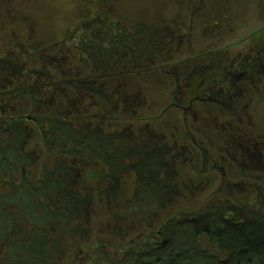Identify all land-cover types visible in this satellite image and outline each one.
<instances>
[{
  "label": "flooded vegetation",
  "instance_id": "obj_1",
  "mask_svg": "<svg viewBox=\"0 0 264 264\" xmlns=\"http://www.w3.org/2000/svg\"><path fill=\"white\" fill-rule=\"evenodd\" d=\"M177 1L45 41L0 0V213L29 198L59 264L102 206L87 264H264V19Z\"/></svg>",
  "mask_w": 264,
  "mask_h": 264
},
{
  "label": "rangeland",
  "instance_id": "obj_2",
  "mask_svg": "<svg viewBox=\"0 0 264 264\" xmlns=\"http://www.w3.org/2000/svg\"><path fill=\"white\" fill-rule=\"evenodd\" d=\"M178 2L177 0H12V15L20 14L29 18L35 22L37 33L43 40H59L64 35L71 31L74 26L75 21L80 19L89 18L95 16L98 13L112 14L117 17H122L128 20L143 19L149 20L156 16V12L165 7L164 11L161 12L162 16L172 14V4ZM235 5L244 6L240 8V16L243 11L247 10V15H244L245 20L252 17L254 11H260L259 18L264 19V0H235ZM171 6V7H170ZM17 13H16V12ZM237 13V11H236ZM238 14V13H237ZM41 28V29H40ZM25 202L17 200L14 202V208L12 207V194L9 198L4 200V206L0 213V260L4 259V262L0 264H18L22 258L21 254L26 257L25 264H59L60 254L55 252V245L51 246L49 244L42 245V248L38 244L42 230L45 227L43 223H39V218L34 217V222L37 225L36 235L29 237L28 231L33 226L30 222L29 215V198L27 199L25 195L22 196ZM36 199V198H35ZM28 201V202H27ZM44 203H48L47 199ZM95 207V206H94ZM33 212L37 211L41 213L42 210L38 208L30 209ZM15 213L14 215H12ZM21 213L25 214L24 221L21 223ZM90 216V225H81L78 230H74L72 236L75 240V244L71 242L68 245H64V241L60 242V252H65L66 259H64L65 264H74L71 257L74 253L77 254V264H87L85 261V256L87 252H82L84 245L88 243L92 238L97 244L90 248L96 254L103 251V236L101 234L104 232L106 227L105 221V210L104 207H97L93 212L92 209L88 211ZM75 216V214H73ZM32 224V225H31ZM49 228L54 226L53 223H49ZM89 231L87 240L81 237L83 230ZM117 231L116 229H114ZM51 238L55 233L49 232ZM7 240L10 244L15 246V249L10 250L8 255L5 254ZM106 240V239H104ZM38 243V244H35ZM92 242H90L91 244ZM34 244V245H32ZM111 245H107L106 252L110 250ZM81 250V253L79 252ZM35 253H38L36 255ZM12 254L15 256L12 260ZM99 257H102L99 254ZM41 259V260H40ZM105 264V263H104Z\"/></svg>",
  "mask_w": 264,
  "mask_h": 264
},
{
  "label": "trees",
  "instance_id": "obj_3",
  "mask_svg": "<svg viewBox=\"0 0 264 264\" xmlns=\"http://www.w3.org/2000/svg\"><path fill=\"white\" fill-rule=\"evenodd\" d=\"M38 224H41V223H38ZM30 237V236H29ZM35 244H38V243H35ZM32 245H34V244H32ZM39 246H40V248H42V245H40V244H38ZM10 246H11V248H10ZM15 249V246L12 244H10V242H9V244H8V242H7V244H6V250H5V254H7L8 255V253H9V251L10 250H14ZM36 255H38L39 256V254L38 253H35ZM21 256H22V258H21V260L22 261H20L18 264H25V261H26V257H25V255L24 254H21ZM14 258H15V256H13V254H12V260H14ZM16 259V258H15ZM41 260V259H40ZM0 262H1V260H0ZM2 262H4V259H2ZM1 262V263H2ZM33 264V263H32ZM41 264V263H40Z\"/></svg>",
  "mask_w": 264,
  "mask_h": 264
}]
</instances>
